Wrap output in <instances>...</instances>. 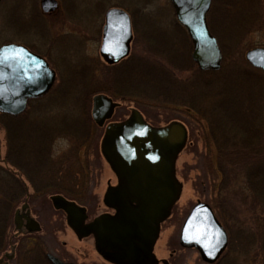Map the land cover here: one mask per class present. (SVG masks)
I'll return each instance as SVG.
<instances>
[{
    "label": "rangeland",
    "instance_id": "rangeland-1",
    "mask_svg": "<svg viewBox=\"0 0 264 264\" xmlns=\"http://www.w3.org/2000/svg\"><path fill=\"white\" fill-rule=\"evenodd\" d=\"M58 1L60 6L56 11L45 13L40 7V0L0 1V45L9 42L25 45L33 52L45 55L51 68L56 71V79L48 95L37 103H28L25 109L32 113V118L28 121L36 122L37 116L43 117L36 108L41 104L45 105L44 114L50 117L48 123L43 124L38 132L19 136L13 128L9 131L0 126V163L7 155L9 166L15 164L29 168L31 164L37 165L38 168L30 171L22 168V172L28 174V178L32 180H60V186L50 189L53 192L64 188L65 193L72 191L73 195L77 192L80 195L83 191L89 219L102 212L107 213L109 209L103 204L102 198L107 182L113 184L116 182V176L101 154L100 143L104 131L109 123L127 119L132 108L141 112L137 107L141 102L138 99H148V102L143 101L148 103V106L141 112L147 124L161 127L171 120L185 123L182 118L186 116L185 124L188 130L187 143L175 161V175L182 185L181 193L169 217L161 224L153 248L155 257L169 259L168 249L172 247L176 248L177 252L174 258L170 259L171 264H203L196 249L181 248L177 243L182 221L191 207L200 200L211 206L215 205L218 215L228 223L229 240L233 239L231 245L237 246V240L239 243L242 241L239 235H247L248 239L259 236L254 238V242L260 241V250L258 247L251 248L246 264H261L260 256L264 258V231L260 235L259 228L262 226V219L264 220V183H256L253 175L252 196L247 191L241 174L236 175V178L231 175V181L226 179L220 184V176L216 171V168H220L214 160L215 147L212 142H208L211 141L208 137L203 138V134L207 135L208 128H211L208 121L213 119L210 116L220 115L221 120H225V116L221 115L223 107L217 103L210 104L226 93L217 92L224 86L233 95H248L252 101V104L247 106L241 104L238 109L233 106L232 117L229 118L234 123L232 126L235 130L241 128L243 131L255 133L256 137L252 140L253 150L264 144V74L260 69L253 68L245 59L248 49L264 47V0H212L206 16L209 17V27L219 41V46L225 49L224 52L221 49V71L218 74L214 70L205 71L200 75L202 83L197 78V73H190L191 86L188 87L183 80H187L190 67H197L191 58L193 45L188 32L177 21L170 0ZM112 7L123 9L129 14L130 23H133L136 32L133 50L127 55L135 57L131 69H125L122 76L116 75L107 67L121 65L125 58L118 64L110 65L99 52L105 24L104 16ZM259 24L261 27L255 28L259 27ZM148 43L151 45H146ZM154 44L157 47H153ZM159 45L166 47L161 48ZM149 48L157 50H154L152 55L159 57L169 68L173 76L171 81L154 62L143 60L142 54ZM187 49L189 61L186 58ZM172 50L173 55L176 54L175 57ZM143 63L148 67L147 75H143ZM237 68L242 71L237 72ZM202 84H206V87ZM135 88H138L140 93ZM104 89L118 94L135 90L136 94L127 92L123 94L125 100L119 99L121 96L114 99L103 92ZM101 92L120 104L109 121L105 120L102 126H98L91 115L92 98ZM208 93L211 96L209 98ZM190 95L200 99L197 106L203 110L206 119L184 114L185 107L189 105L186 100ZM174 98H179L176 102L185 101L181 102L184 107L175 106L176 102L172 101ZM206 101L209 104H205ZM42 105L39 108H42ZM204 107H208L207 110ZM236 112L244 113L245 117L240 118ZM44 127L52 130L48 134L51 140L44 138ZM212 127L214 128V125ZM220 132L221 130H218L217 134ZM223 133L227 135V132ZM53 136L56 139L54 145H51ZM19 138L24 139L25 148L15 147ZM232 138L239 140L241 136L232 135ZM43 143L46 148L51 147L55 155L59 154L61 157L62 167L53 169L49 175L42 169V164L45 163L42 161V150L46 149L42 147ZM19 146L22 147V144ZM55 164L57 165L56 162ZM240 168L246 170L247 165L234 166L236 174ZM2 187L5 191V187L10 188L5 182V177H0V189ZM94 197H97V200H94ZM34 208L42 226L41 231L35 235L45 243L43 248L47 251L62 258H74L84 264L110 263H106L96 252L92 238L78 240L72 229L67 226L64 215L56 212L49 202L37 203ZM26 246L31 248L33 243L29 241ZM41 248L38 246L33 249V260H26L24 264H35L37 258L44 257ZM40 264L48 263L44 261ZM240 264L245 263L242 261Z\"/></svg>",
    "mask_w": 264,
    "mask_h": 264
},
{
    "label": "water",
    "instance_id": "water-1",
    "mask_svg": "<svg viewBox=\"0 0 264 264\" xmlns=\"http://www.w3.org/2000/svg\"><path fill=\"white\" fill-rule=\"evenodd\" d=\"M2 1V0H0ZM179 23L192 41V60L201 70H217L221 50L209 32L206 12L211 0H170ZM43 12H52L56 0H40ZM100 45V55L113 64L129 53L132 38L130 18L120 8H109ZM5 56L19 54L18 59L0 63V112L22 113L27 101L46 94L53 86L55 71L40 55L14 43L0 45ZM245 59L264 74V47H254ZM109 96L98 93L92 98V119L102 126L116 106ZM187 140V129L173 120L161 127L147 124L141 113L132 108L127 119L107 125L100 143L101 154L116 176L117 183L107 187L103 203L113 213H102L85 223V208L60 194L50 197L52 206L66 215L67 225L78 238L92 235L98 254L113 264H157L153 247L160 224L169 216L182 185L175 175V161ZM25 207V206H24ZM15 212L17 228L22 225ZM28 230H39L37 222L24 215ZM178 242L194 247L203 260L213 262L227 244V233L208 204L197 200L183 221ZM51 264L66 263L48 253ZM166 263V260H162Z\"/></svg>",
    "mask_w": 264,
    "mask_h": 264
},
{
    "label": "trees",
    "instance_id": "trees-1",
    "mask_svg": "<svg viewBox=\"0 0 264 264\" xmlns=\"http://www.w3.org/2000/svg\"><path fill=\"white\" fill-rule=\"evenodd\" d=\"M254 24L255 23H253V25ZM150 43H148L146 45H151ZM154 45H153V47H157L156 45L155 46ZM148 47H150V46H148ZM159 47L165 48L166 46H160L159 45ZM220 47H221V45H220ZM149 49H147V51L145 50V52L142 54L143 60L154 62L160 68L162 73H164V75L170 77L169 80L171 81L173 76H172V73L170 72L169 68L167 66H165L164 62L159 57H157V56L155 57L154 55H152V52H154L155 49L154 50H153V48L152 49L149 48ZM221 49L224 52L225 49H223V46L221 47ZM155 51H157V50H155ZM176 52H177V50H176ZM172 55H173V50H172ZM174 55L176 56V54H174ZM134 57L135 56L132 55L131 57L123 60L121 62V65H112V66L107 67V69L109 68L112 71H114V73L116 75L119 74L120 76H122L125 69H127V70L131 69V66H132L131 63H132V60ZM186 58L188 59V61L190 60L188 49H187ZM170 59H172V58H170ZM172 63H173V61H171V64ZM222 68L224 69L225 67H222ZM236 70H237V72H239V70L242 71V69H239V68H237ZM188 71H189V75H188L187 80L185 81V79L184 80L182 79L187 87L191 86L190 85V83H191V80H190L191 74L190 73H193V72L197 73V75L199 76L197 78L202 83L203 79L200 77V75H203L205 73V71H207V70H205V71L199 70L196 66H193V67H190ZM220 71L221 70L219 69V70L215 71V73L218 74V72L220 73ZM142 72H143V75L148 74V67L144 63H143V71ZM175 78L181 79L180 77H175ZM202 85L204 87H206L205 86L206 84H202ZM135 90H137V92H139L138 88H135ZM135 90L127 91V92H133V94H136ZM222 91H226V93L223 96H221L220 98H218V100L216 99L215 102L210 103V104H215V103H217V105L220 104V106L223 107V109H221L222 110L221 115L223 114L226 118L224 117L225 120L222 121L221 118L219 117L220 115L210 116V118H212L213 120H209L208 122L211 125L212 129L208 128L209 132H207V135L203 134V138H205V136L208 137L211 140L208 142H212V145H214V147H215L216 155L214 157V160L216 161L217 165H219V168H220V169L216 168V171L219 173V176H220V184H223L226 179H228V181H231V178H230L231 175L234 176V178H236L239 174H241L243 177V180H244L245 187H246L247 191L250 193V196H252L251 194L253 193V189H252L253 175H255L254 179H255L256 183H259V182L264 183V174H263V171H264V144L263 143L260 144V146L255 147V149L253 150L252 149V140L254 137H256L255 133H252L251 131L249 132V130L243 131V129H241V128L240 129L236 128L237 130H235V127L232 126L234 123L232 122V120L229 119L232 117L231 115L233 113V110H232L233 106L237 107V109H238V108H240L241 104H245V106H247L248 104H252V101L248 95H245L244 97H239L237 95H233L232 92L227 91L224 86H221L217 92H222ZM103 92L112 96L114 99L118 98V96H121V97H119V99L120 98H122L124 100L126 99V97L123 96V94L127 93L126 91L123 94H118L116 92L110 91V89L109 90L104 89ZM228 92H230V93H228ZM48 93L46 95H48ZM211 93H212V91H211ZM46 95L39 97V98H36V99L29 100L28 103H30V104L32 102L37 103V102H39L40 99L44 98ZM178 96H180V95H178ZM172 97H174V96H172ZM172 97H168V98H172ZM207 97L208 98L211 97V96H209V93L207 94ZM178 99L179 98H174V99H172V101L176 102V100H178ZM138 100L141 102L139 105H137V107L141 110V112H144L145 111L144 107L148 106V103H145L143 101L148 102V99H138ZM181 102H185V101L180 100L179 102H176L177 104L179 103V105H176V103H174V104H175V106H178V107H181V106L184 107V105H183L184 103L182 104ZM186 102L189 105L187 107H185L186 110L183 111L184 114L186 113L187 116L192 115V116L198 117L200 119H206L207 116L205 115L203 110L198 108L199 106H197V103L200 102L199 98H197L196 96L190 95L188 97V99L186 100ZM207 103L209 104L208 101L205 102V104H207ZM41 105L38 106V108H36V109H37V112L40 115H42L43 117L37 116L38 120L36 122L28 121L30 118H32L30 115L32 113H29V111L28 112L25 111V112H23L17 116H11V115L0 112V126H3V128L5 130L9 129V131H10V128H13L18 136L25 134V133L30 134L31 132L32 133L38 132L43 124L48 123V119L50 118L49 116H46L44 114V112L46 111L45 105H42V108H39V107H41ZM225 106H226V109H225ZM204 108L207 110L208 107H204ZM189 112H191V113H189ZM236 114L240 118L245 117L244 113L236 112ZM85 117L87 118V115H85ZM182 119L187 122L186 116H183ZM248 124L250 125L249 122H248ZM212 125H214V128L212 127ZM44 128H46L45 130H43V133L45 134L44 138L45 137L48 138L49 137L48 134H50V132H52V130H50L49 127H44ZM219 128H222V129H219ZM213 129H215V131H213ZM218 130H221V132L219 134H217ZM223 132H227V135ZM232 135H233V137L234 136L235 137L241 136V138L239 140H235L232 138ZM48 139L51 140V137ZM24 142L25 141L23 138L21 140L19 138L18 142H16L15 147L16 148H25L26 145ZM19 144H22V147H20ZM43 144H44V146H42V147L46 148L45 143H43ZM1 161L4 162L5 164H9L7 155H5L4 159H2ZM259 163H262V164L259 165ZM244 164L247 165L246 170L240 168L241 170H238L239 172H237V174H236V170L234 171L233 167L234 166L235 167H237V166L243 167ZM13 165H15V164H13ZM11 166H12V164H11ZM260 166H262L263 169H261ZM6 169H7V167H4L2 164H0V177H2V178L5 177V180H8L10 175L7 173ZM260 172H262V173H260ZM20 173H22V172H20ZM220 187H222V186L220 185ZM5 189L7 191H5L3 189V187L0 189V192H1L0 193V253L3 252L5 249H7V238L9 235V231L11 230L10 227L12 226L13 214H14L15 209L19 206V203H21V197L23 196V192L21 191L22 188L17 189V188H12V187H10V188L5 187ZM58 190H61L65 193L64 188H63V190L62 189H58ZM255 190H256V186L254 187V192H255ZM65 194L68 195L69 198L75 199L79 203L86 205V202H84V200H83L85 198L84 195H78V194L73 195L72 191L71 192L67 191ZM263 194H264V191H263ZM262 221H263L262 226H261V228H259V230L261 229L260 235H261L262 231H264V220L262 219ZM239 236L241 237L242 241L239 243V241L237 240V246L238 247H242V248L246 247V248H249V250H251V248H253V247H258L257 249L260 250V248H259L260 247L259 246L260 241L258 240L256 242H254V238H257L259 236H256V237L250 238V239L247 238V235H245V236L239 235ZM232 240L230 241V244H232V242H233ZM31 251L34 252V250H31ZM33 258H34L33 254L29 253L28 259H26V260H29V259L33 260ZM39 259H42V261H40ZM263 260H264V258H262L260 256L261 264H264ZM36 261L37 262H35V264H40V262L42 263L44 261L47 262L48 264H50L47 261V259L44 257L37 258Z\"/></svg>",
    "mask_w": 264,
    "mask_h": 264
},
{
    "label": "flooded vegetation",
    "instance_id": "flooded-vegetation-1",
    "mask_svg": "<svg viewBox=\"0 0 264 264\" xmlns=\"http://www.w3.org/2000/svg\"><path fill=\"white\" fill-rule=\"evenodd\" d=\"M56 1H57V7L54 11H56L57 8H59V6H60L59 1L58 0H56ZM206 18H207V23H210L209 17L207 16ZM259 25H257V26H259ZM263 25H264V23L262 24V26ZM208 26H210V25L208 24ZM130 27H131L132 38L129 42V53H130V50H133L132 44L134 43V39L136 36V32L134 30L133 23H130ZM260 27H261V25L259 27H255V28L258 29ZM209 29H210V27H209ZM210 32L214 35V32L212 31V29H210ZM40 55L45 60H47V58H45V55H43V54H40ZM127 58H125V59H127ZM53 70L55 71V69H53ZM55 74H56V71H55ZM117 108H114L113 112ZM113 112H112V114H113ZM114 122H117V120H115ZM53 137L54 138L52 140L51 145H54V143H55L54 140L56 139V137L55 136H53ZM49 145H50V143H49ZM43 151H44V153H43ZM42 153L44 154V155H42L43 156L42 161L45 162L44 164H42V169H44L45 172H47L46 173L47 175H49V172H51L53 169L58 170L62 167L60 155L59 154L55 155V153L53 152L51 147L43 149ZM55 162L57 163V165L55 164ZM6 165L7 166L4 165V167H7L6 171L10 176H9L8 180H5V182L8 183L9 187L17 188V189L22 188L21 191L23 192V196L21 197L20 206L17 207L20 209V211L18 213L19 214L18 217L21 218L22 225L19 228H17L16 225L14 224V221L12 220V226L10 227L11 232L9 231V235L7 238V249H5L3 252L0 253V264H24L25 260L28 259V254L29 253L33 254V251H31V250L37 248L38 246L42 247L41 248V254L44 255V257L46 256V254L51 253L50 251H47L45 248H43L45 243L38 236L35 235L41 231L42 226H41L40 220L38 219V217L35 213L36 210L34 208V205L37 203H40V202L43 203V201H46V202H49L52 206L50 197L54 194H60L64 198H66L67 200H71V201L75 202L77 205L84 207L85 213L87 216L85 222H88L92 219V218L89 219V210H88L87 205L81 204L78 201H76L75 199L69 198V196L66 195L61 190H58L56 192H53L52 190H50L53 187L60 186L62 184V182L60 183V180H52V179L32 180V179L28 178V174H26V173L24 174V172H22L23 169L28 170V171H30V169L34 170V169L38 168L37 165L33 166L31 164V165H29V168L27 166L20 167L17 165L16 166L15 165L9 166L8 164H6ZM20 172H22V173H20ZM115 184H116V182H114L113 184H110L109 182H107V187H109L111 185H115ZM63 186H65V185H63ZM82 192L83 191L80 192V195H84V192L83 193ZM76 194L79 195L78 192ZM94 200H97V197H94ZM207 204L212 209L217 220L224 227V229L227 233V244H226L225 248L223 249V251L219 254V256L213 262H207V261L203 260L202 257L200 256L198 250L196 249L198 252V255L200 257V261L203 264H238V263L240 264L242 261L246 264L248 262L247 256H249V254H251L249 248H246V247L242 248V247H238L236 245L230 244L228 223H226L218 215L217 211L215 210V205L211 206L209 203H207ZM53 209L56 212L62 213L64 215L65 222H66V216H65L64 212L62 210L55 209L54 207H53ZM26 212H28L29 217L33 218L37 222V224L39 225V230L31 231L25 227L26 220L24 219V215L26 214ZM107 212L111 213L112 210L109 209V211H107ZM102 213H105V212H102ZM102 213H100V214H102ZM76 238L78 240H82V239H86V238H92V236L89 235L86 237L78 238L76 235ZM29 241H31L33 243V247H31V248H29V246H26L27 242H29ZM181 248H186V247H181ZM245 250H248V251H245ZM36 251H37V249H36ZM176 252H177L176 248L169 247V249H168V258L169 259H166L167 262L163 263L162 260H164L165 258H161V259H158L157 264H171L170 259L174 258ZM51 254H53V253H51ZM53 255L55 257H57L58 259H60L61 261L66 262V263L84 264L83 262H79L74 258H65V257L62 258L61 256H57L55 254H53ZM104 261L106 263H108V261H106V260H104ZM108 264H111V263H108Z\"/></svg>",
    "mask_w": 264,
    "mask_h": 264
},
{
    "label": "snow or ice",
    "instance_id": "snow-or-ice-1",
    "mask_svg": "<svg viewBox=\"0 0 264 264\" xmlns=\"http://www.w3.org/2000/svg\"><path fill=\"white\" fill-rule=\"evenodd\" d=\"M18 58H19V54L18 53L14 54L12 56H5L3 54V51L0 50V63H4V62H6L9 59H18Z\"/></svg>",
    "mask_w": 264,
    "mask_h": 264
}]
</instances>
